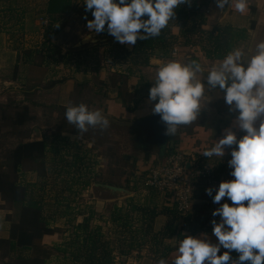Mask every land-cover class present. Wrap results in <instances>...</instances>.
Segmentation results:
<instances>
[{
    "label": "crops",
    "instance_id": "crops-1",
    "mask_svg": "<svg viewBox=\"0 0 264 264\" xmlns=\"http://www.w3.org/2000/svg\"><path fill=\"white\" fill-rule=\"evenodd\" d=\"M45 2L46 0H44ZM209 3L214 6L210 8L202 4V7L208 10L205 14L206 22L202 27L206 30H211L216 24L220 23L230 24L234 28L246 29L245 37L238 41L233 50L240 48L246 53V57L250 58L254 54L255 45L264 41V0H247L248 10L244 14L236 12L234 5L229 8L227 6L226 11H220L216 7L215 0H210ZM22 5L23 1L21 2V0H0V85L7 86V91L0 92V103L5 101V96L8 93L15 96L16 101H22V104L27 106V109H31L30 113L34 115L31 122L38 120L39 107L48 110L51 108L54 111L56 109L62 110L63 114H65L68 105H78L80 103L86 104L90 110H101L107 118H111L118 123L144 118L153 113L152 108L156 103L149 100V90L153 86L157 68L161 64L172 60L183 63L196 61L204 69L202 73L197 74V78L202 79V83L207 89L208 101L207 97L202 100V107L204 104L206 105L202 108L196 121L190 125L180 126L174 136L168 135L167 148L163 154L166 156L170 152L180 151L187 158L191 155L200 154L221 139L224 135V130L227 128H232L238 139L245 134L238 127L233 126L238 112L229 111V106L224 100V93L218 88H210L207 84V71L212 66L219 64L225 56L220 59L207 58L198 45L183 46L180 43V39H177L174 44L177 47L175 57H172L170 52L166 56L156 54L150 57L147 66L137 68L123 60V58L113 57L109 47L115 41L113 36L107 32V24L105 25L106 31L102 33L96 34L89 31L87 28L89 19H85L89 13H86L83 0H77L76 4L73 3V11L61 18V25L56 33L53 34L42 32L41 23L38 20L33 22L37 27L31 26V10L27 11L26 8H20ZM40 5L35 8L38 11L36 13L38 17L44 15L45 4ZM39 8L42 10L39 11ZM251 21L254 22L252 27H250ZM15 28L21 31L22 39H17V35L14 36V30L10 31ZM170 30L174 36L178 35L176 26H172ZM28 31L32 32L30 44L26 42V33ZM84 37L88 38L89 42L76 46ZM41 40L47 43L49 50L54 49L56 53L53 54L46 51L48 47H40ZM122 46L126 50L132 49V46L126 44ZM119 74H127L122 89L132 95V101H130L132 108L130 110L122 104L118 96L119 81L117 78ZM8 85H11V87H8ZM31 95L32 99H30ZM60 119H63L66 121L65 124L69 125L65 115L63 117L59 116L58 120ZM73 129L72 125L71 128L65 127L58 134L49 135L47 140H49L50 145L44 157V161H48L49 172L54 174L71 173L70 176L64 178L66 179V182H64V197L56 199L53 197L54 194L46 196L47 194H44L42 191L43 186H41L43 176L40 173L38 174L35 169H26L22 166L15 176L16 183L24 186L29 194L26 201L32 199L40 203L42 216L45 218L47 226L53 229V232L42 235L35 242L36 247L31 249L19 248L21 250L9 251L7 248H0V264L15 260L18 253L25 257L40 254L45 257L43 264H75V261L69 256V250H72V248L68 244L71 234L74 232V227H68L72 224L77 225L83 222L88 215L93 214L89 213L90 209L93 212V208L82 209L80 210L81 213H77V215L73 212L77 197L74 196V192L71 190H74L77 185H72L70 181L76 184L72 169L78 163H75L77 159L74 151L73 153L69 151L70 146H78L80 142L78 143L77 139L85 142L87 147L91 146L89 138L81 134L79 138H75L78 136V131ZM31 135V139L43 138L40 131L35 128ZM140 148L143 150V154L145 149L143 147ZM63 154L69 155V157L65 158V161L63 160L64 163L62 161L64 158ZM78 154L82 156L84 163L87 162V167L83 168V166L81 171H97L101 166L100 163L103 158L98 153L93 154L87 150H81ZM156 155L150 153L146 159L139 155L137 172L147 171L151 163L161 161L160 158L163 155H160L158 150ZM230 159V148L225 149L224 157L214 156L216 183L212 196L205 193L206 189L203 188L201 182L195 183L192 209L186 214L178 213L179 216H177L175 221L176 233H179L180 236H182V233H186L198 237L206 233L212 243L218 242V239L212 234L213 226L211 221L215 219L219 222L220 217H213L212 213L220 205L213 203V197L222 181L234 179L230 175L232 169L228 166ZM143 162L146 163L143 165ZM62 165L65 166V171L61 170ZM56 177L54 180H56ZM99 184H105V182L95 184L97 190L98 186H100ZM84 186H88L87 180H84V183H80L78 187L84 188ZM101 190L104 191V188L102 187ZM150 190L143 198L145 202L156 203L158 208L161 206H172L167 195L158 191V194H152ZM92 198L95 205H104L106 201L110 200L113 203L116 200H120L119 198L111 199L99 195L92 196ZM58 200L60 204L68 205V208H64L63 212L57 214L50 210L54 204H58L56 203ZM134 201L143 203L142 198ZM225 202L231 205V201L227 200V198L222 199L220 203ZM116 204L120 206V202ZM19 210L20 205L18 203L7 200L0 193V240L10 238L12 224L17 223L20 218ZM104 218L103 216H98L97 219L91 217L89 220L90 227H93L92 225L95 223L100 224L98 221ZM166 221V215H156L153 221V230H161L165 226ZM98 224L95 226H99L102 230L103 227L101 228ZM101 233H104L103 230ZM111 233L109 232L110 237L114 238L117 236L115 229ZM180 239H183V236L179 238L175 234L171 238L165 239L161 245V254L164 253L161 258L169 261V264H171L176 255V247ZM146 244H148L147 248H145L147 256L144 257V260L153 262L157 258L152 254L150 243L147 242ZM138 250L139 248L133 252L138 253ZM224 251L225 249L221 248L219 254H223ZM231 256L236 259L238 253L233 251ZM115 259H117V256H115ZM157 260L159 261L160 259ZM157 260L156 263L158 264Z\"/></svg>",
    "mask_w": 264,
    "mask_h": 264
},
{
    "label": "clouds",
    "instance_id": "clouds-1",
    "mask_svg": "<svg viewBox=\"0 0 264 264\" xmlns=\"http://www.w3.org/2000/svg\"><path fill=\"white\" fill-rule=\"evenodd\" d=\"M215 2L220 11L233 5L240 14L248 10L247 0ZM83 3L94 17L87 22L90 32L102 33L107 24L108 34L117 42L133 46L138 39L158 37L173 20L175 10L180 5H190L191 0H83ZM203 71L196 61L172 60L157 68L149 100L156 102L152 112L161 116L167 135L174 136L180 126L196 121L206 105L202 107L207 89L202 79L197 78ZM207 84L224 93L229 111L238 112L233 126L245 134L238 139L232 128H227L221 139L201 153L208 159L222 158L225 149H231L228 166L234 179L222 181L213 197V203L220 205L212 213L213 217H220L219 222L211 221L212 234L218 242L212 243L206 233L198 237L182 233L171 264H264V41L255 45L250 58L240 48L229 52L207 71ZM65 117L78 130L76 138L89 128L105 130L110 125L101 110H90L84 103L68 105ZM206 193L212 196L213 188H207ZM224 198L231 205L221 204ZM221 248L225 249L223 254H219ZM233 251L238 253L236 259L231 256ZM158 264L169 261L161 258Z\"/></svg>",
    "mask_w": 264,
    "mask_h": 264
},
{
    "label": "trees",
    "instance_id": "trees-1",
    "mask_svg": "<svg viewBox=\"0 0 264 264\" xmlns=\"http://www.w3.org/2000/svg\"><path fill=\"white\" fill-rule=\"evenodd\" d=\"M202 4L199 0H191L190 5H180L175 10L173 20L169 22V25L162 30L158 37L148 40L138 39L131 50H126L113 37L115 42L110 45L109 50L112 51L114 58H123V60L137 68L147 66L150 57L153 55L166 56L177 42V39H180V43L183 46L198 45L207 58H223L233 50L238 41L245 37L246 29L234 28L230 24L220 23L216 24L211 30L204 29L202 26L206 22V17L201 11ZM73 8L72 0H46L43 13L60 26L61 18L72 12ZM86 13H89V20L94 19L91 11ZM146 18L142 17V19ZM253 25L254 22L251 21L250 27ZM172 26L178 28L177 36L171 33L170 28ZM45 33L53 34L49 33L47 28H45ZM46 51L53 54L56 53L54 49L49 50V47ZM126 76L127 74H119L117 78L119 81L118 96L122 104L130 110L132 108L130 106L132 95L122 89ZM22 109L23 112H17L14 116L15 120H13V123L16 126L26 125L34 117L25 105ZM49 145L50 142L45 137L32 140L25 139L16 143L5 154V159L9 161V169L1 170L2 167H0V193L7 200L20 205V218L17 223L12 224L10 238L0 240V248L4 247V249L7 248L9 251L21 250L19 248L31 249L36 247L35 242L42 235L53 232V229L47 226V222L42 216L40 203L32 199L26 201L29 196L27 190H25L26 188L18 185L15 180L16 172L21 169L25 162L44 164L45 153ZM77 147L75 148L77 151H74L77 159L75 163L85 168L87 167V162L84 163L82 156L78 154ZM71 152L73 153V151ZM163 157H165L164 154ZM146 173L147 171L141 172L145 176ZM11 175L14 177L12 178ZM40 175L43 176L42 174ZM109 183L112 184L113 182ZM150 191L157 193L155 190ZM64 196L65 194L62 190H57L53 195L56 199ZM59 202V200L56 201V203L60 204ZM64 208H68V205L63 206V210ZM56 213L58 214L59 212ZM89 213L92 214L93 212L90 210ZM158 214L166 215L167 221L161 230L154 231L153 221ZM177 216L179 215L173 205L171 207L161 206L158 208L156 203L151 201L145 202L144 200L143 203H138L129 197L125 200L124 206L114 204L110 212V221L116 224L115 229L117 230H115V234L117 236L110 238L101 233L99 226L90 227L89 220L91 216L88 215L83 222L73 226L74 232H72L68 241L69 246L72 248V250H69V256L72 257L75 264H114L115 256H128L132 250L134 251L149 242L152 247V254L157 258L165 239L171 238L175 234L182 238L179 233H176L175 221ZM44 258L40 254L25 257L18 253L15 260L4 264H43Z\"/></svg>",
    "mask_w": 264,
    "mask_h": 264
},
{
    "label": "rangeland",
    "instance_id": "rangeland-1",
    "mask_svg": "<svg viewBox=\"0 0 264 264\" xmlns=\"http://www.w3.org/2000/svg\"><path fill=\"white\" fill-rule=\"evenodd\" d=\"M22 1H23V5L20 8H26L27 11L31 10L30 11L32 17L31 26L33 25V27H37V25L33 23L34 21L38 20V15H36L38 11L35 10V8L37 7V5L41 4L40 6H42L43 4H45L44 0H21V2ZM72 1L74 4L77 3V0H72ZM199 1L202 2L205 7L212 8L214 6L213 4L209 3L210 0H199ZM38 10L40 11L42 9L39 8ZM87 18L89 19V17ZM41 27H42L41 28L42 32H45L44 26L41 25ZM10 31H13L14 36L17 35L16 36L17 39H22L20 35L21 31L19 29L16 30L15 28V29H11ZM30 32L28 31L26 33V37H27L26 42H28L29 44L31 43L30 36L32 34V32L31 33ZM41 42L42 43L39 44L40 47L41 46L48 47L47 43L44 40H41ZM48 43L50 44L49 39H48ZM8 87H11V85H8ZM6 88H7L6 85L5 86L0 85V92L7 91ZM30 99H32V95ZM16 100L17 99L15 96L8 93L7 96H5V101H2V103H0V167H2V169L0 168L1 170L9 169V161L5 159V154L7 153V151L11 149L13 146H15L16 143L22 140L25 139L32 140L31 133H33L34 128L38 129L41 135L43 137L46 136L45 138L47 139L49 135L58 134L65 127L71 128L72 126V124L66 125L65 124L66 121H64L63 119L58 120L59 116L63 117L65 115L63 114L62 110L59 111L58 109H56V111H54L51 108L48 110L40 107L38 108L40 109L38 120L36 121L34 120L33 122H27V124L23 126H16L13 123V120H15L14 116L16 115L17 112H23L22 107L24 106L22 104V101H16ZM45 106H47V104H45ZM108 120L110 121V125L107 129L101 130L99 127L89 128L87 132L81 134L91 140L90 147H87L85 142H81V139H77L78 143L80 142V144L77 147L78 151L87 150L93 154L98 153L99 155H101V157L103 158V160L100 163L101 166L98 168L97 171L89 170L86 172L81 171L80 168L82 167H80L79 165L75 166L72 170L76 184H74V182L72 181H70V183L72 185H77V187H74V190H71L72 192H74V196L77 197L76 199L77 203L73 208L74 214L77 215V213H81L80 210L82 209L88 210L90 209V207H92L93 214L90 216L93 219L95 218L97 219L98 216L105 217L103 220L98 221L100 222V224L95 223L92 226H95L96 224L100 225L101 228L103 227L102 230L105 233L103 234L110 237V234H112L111 231L115 229V225H116L110 221V212L114 204L120 202L119 205L124 206L125 200L129 197L133 198L134 200L135 199L138 200L139 198L140 199L142 198L143 201L144 200L143 198H145L146 193L149 191V188H145L143 186L145 175L141 174L142 171L137 172L138 156L140 155V157H142L143 159L144 158L146 159V157L149 156L150 153H153L155 156H157L156 153L158 149L153 147L152 145H149L148 142L142 139L143 133L141 132L140 127H132V126L130 127V125L124 122L118 123L115 120H112L111 118H108ZM133 120H137V119H133ZM73 127L75 130H77L74 125ZM138 134H140L142 142L146 147L144 148L145 154L144 153L142 154L143 150L140 148L139 144L133 139V137H135ZM75 148L76 147H70L69 151L70 152L77 151ZM63 157L64 158L62 159V161L63 160L65 161V158L69 157V155L63 154ZM122 158H124V160H122ZM164 158L165 157H163V159ZM44 162L45 164H38V163L35 164V163L25 162L23 168L35 169L38 172V174L40 173L43 175L42 178L43 181L41 186L43 185L42 191L44 192V194H47L46 196L48 195L52 196L57 190H62L65 193L64 182H66L65 181L66 179L64 178L66 176H70L71 173L62 172L59 174H54L52 172H49L48 161H44ZM145 163L146 162H143L142 164L144 165ZM154 163L156 164L157 162L154 161ZM61 170L65 171V166L62 165ZM11 176L12 178L14 177L13 175ZM55 176H57L56 180H54ZM84 180H87L89 188H87L88 186L87 187L84 186V188L78 187L80 183H84ZM102 182H105V184H109L112 186H118L124 191L115 192V190H110L108 188H105L104 191H102L101 190L102 187L100 186H98V190H97L95 188V184ZM109 182H113V183L111 184ZM90 186H92L91 189ZM131 186H133L132 189ZM156 194H158V192ZM96 195L111 199L119 198L120 200H116V202L114 203L110 200V201H106L104 205H95L92 196H96ZM63 206H64L63 203L54 204V206L51 208L50 211L55 213L62 212ZM71 226L73 227L74 224L70 225V227L68 228H71ZM147 246L148 244L142 245V247L139 248L138 253H135L132 250L128 256L123 255L121 257L120 255H117V259H115L114 264H157L156 260L161 259V256L164 253L161 254L160 252L157 256V259L154 260L153 262H149V260L146 259L144 260V257L147 256V254L145 253V248H147Z\"/></svg>",
    "mask_w": 264,
    "mask_h": 264
},
{
    "label": "built area",
    "instance_id": "built-area-1",
    "mask_svg": "<svg viewBox=\"0 0 264 264\" xmlns=\"http://www.w3.org/2000/svg\"><path fill=\"white\" fill-rule=\"evenodd\" d=\"M201 8L204 14L208 12L205 7ZM38 20L49 33L56 32L58 25L56 22L45 15L39 16ZM170 53L172 57L176 56L175 45L172 46ZM197 182H201L205 189L212 187L214 190L216 183L214 157L208 159L200 153L187 158L182 152L174 151L157 164L150 165L143 186L167 195L176 212L185 214L192 209L194 186Z\"/></svg>",
    "mask_w": 264,
    "mask_h": 264
},
{
    "label": "water",
    "instance_id": "water-1",
    "mask_svg": "<svg viewBox=\"0 0 264 264\" xmlns=\"http://www.w3.org/2000/svg\"><path fill=\"white\" fill-rule=\"evenodd\" d=\"M227 6L223 11H226ZM89 42V39L84 37L82 38L76 46L85 44ZM132 127H140L141 132L143 133L142 139L157 148L160 152V155H163L164 151L167 148L168 135L166 134V125L162 122L161 116L159 114H150L144 118H140L133 121L124 122ZM133 139L140 144L141 147L145 148L144 143L140 137V134L133 137ZM101 187L108 188L110 190H115V192L124 191L118 186H112L109 184H99Z\"/></svg>",
    "mask_w": 264,
    "mask_h": 264
},
{
    "label": "flooded vegetation",
    "instance_id": "flooded-vegetation-1",
    "mask_svg": "<svg viewBox=\"0 0 264 264\" xmlns=\"http://www.w3.org/2000/svg\"><path fill=\"white\" fill-rule=\"evenodd\" d=\"M139 146H140V144H139ZM141 147V146H140Z\"/></svg>",
    "mask_w": 264,
    "mask_h": 264
}]
</instances>
